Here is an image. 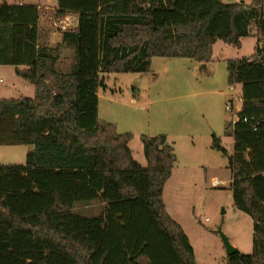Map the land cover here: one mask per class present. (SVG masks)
<instances>
[{"label": "trees", "instance_id": "1", "mask_svg": "<svg viewBox=\"0 0 264 264\" xmlns=\"http://www.w3.org/2000/svg\"><path fill=\"white\" fill-rule=\"evenodd\" d=\"M40 15L0 2V64L34 86L33 97L0 98V145H33L24 163H0V264H198L163 201L173 144L141 135L142 166L131 133L98 118L97 92L104 73L147 72L153 56L206 63L217 40L252 35L255 53L226 61L228 83L242 85L232 152L216 136L211 146L227 157L235 209L252 219L251 252L226 263L264 264V0H57L54 19L77 18L58 29L73 51L66 71ZM92 202L96 214L74 209Z\"/></svg>", "mask_w": 264, "mask_h": 264}, {"label": "rangeland", "instance_id": "2", "mask_svg": "<svg viewBox=\"0 0 264 264\" xmlns=\"http://www.w3.org/2000/svg\"><path fill=\"white\" fill-rule=\"evenodd\" d=\"M53 19L52 11L42 10L41 28L58 31ZM217 43L224 49L216 44L206 63L180 56H153L147 72L104 73L105 85L98 88V118L112 123L119 133H131L129 147L135 160L146 165L141 135L165 134L175 146L177 163L164 184V198L186 228L198 264H227L218 230L241 253L252 250V219L235 209L227 157L211 146L216 136L232 151V121L240 104V84L228 83L224 58L251 54L252 41L244 42L241 50L221 40ZM63 57L68 65L71 51H64ZM13 68L0 64V98L27 94V81ZM23 147L0 145V163H24ZM100 207L92 202L77 204L74 209L96 214Z\"/></svg>", "mask_w": 264, "mask_h": 264}, {"label": "crops", "instance_id": "3", "mask_svg": "<svg viewBox=\"0 0 264 264\" xmlns=\"http://www.w3.org/2000/svg\"><path fill=\"white\" fill-rule=\"evenodd\" d=\"M0 2H7L9 4H16V3L17 4H30V5L37 6L38 9H39V11L41 12V15H40V18H39V26L40 27H42L41 26V23H40V20H41V17H42V10L45 9V10H48V11H52L53 12L56 9V7H57V0H0ZM50 19H52V17H50ZM53 20H54V24L57 27V29H63V28H67V27H74L76 25V23H77V18L75 16H70V15L65 16L63 19H59V18L56 19L55 18ZM247 40H251L252 41V49L253 50H251L252 51L251 54L246 55V56L244 55V56H242V58L243 57H250V56H252L255 53L256 37L253 36V35L252 36L242 37L240 39L239 50L242 49V46H243L244 42H246ZM217 42H218V40L214 43V45L212 47V53H213L214 47L217 48L216 44L218 45V48L220 50H223L224 49V47H222L221 45H219V43H217ZM48 43H49V46H55V45H58L59 44V46L57 48V50H58V62L56 64V67H57V69H60L62 71H66L69 68V66L71 65L72 58H71V61L68 63V65H65L64 62H65L66 59L64 60L63 54H64V51H67V50H70L71 53H73L71 47H69V46H67L65 44H60L61 43V33H60L59 30L58 31H50V32L48 31ZM212 56H213V54H212ZM228 59H240V58L239 57L238 58H236V57H228V58L225 57L224 58V60H226V61ZM19 67H21V66H19ZM15 68L16 67L14 66V68H13L14 69V72H15ZM16 80H18V78ZM27 83H26V85H24V89H26V93L27 94L24 95V94H22V92H19L20 94H19V96H17V98L20 97V96H26V97H33L34 96V86L32 84H30V83H28L29 85H27ZM241 89H242V85L240 84L239 99H240V96H241ZM97 94H98V92H97ZM241 105H242V102H241V99H240V104L235 109V118H234L233 121H235L237 119L236 113L241 109ZM232 138H233V136H232ZM17 145H21V146L23 145L24 146L23 147L24 149H22V153H25V154H27L28 151H30V150L33 149V145H31V144H17ZM17 145H13V146H17ZM130 150H131V148H130ZM174 151H175V146H174ZM228 152L231 153L232 151H229L228 150ZM175 154H176V151H175ZM137 161L142 165V163L140 162V160H137ZM176 163H177V158H176V162L173 165L172 170H171V175L172 176H173V169H174ZM171 175H170V178H168V179H171ZM165 183H167V181ZM229 188H230V179H229ZM164 191H165V185H164V189H163V201H164L165 208H166L167 212L170 214V216L176 222H178L182 226V228H183L184 232L186 233V235H187L190 243L192 244V242L190 240V237L187 234V230L184 227L182 221L178 218V216H176V214L166 204L165 198H164ZM193 250H194V256H195V249L193 248Z\"/></svg>", "mask_w": 264, "mask_h": 264}, {"label": "water", "instance_id": "4", "mask_svg": "<svg viewBox=\"0 0 264 264\" xmlns=\"http://www.w3.org/2000/svg\"><path fill=\"white\" fill-rule=\"evenodd\" d=\"M202 66H205V64H203ZM218 232L221 235V239H222L223 245L225 247L226 254L230 255V254L234 253L236 248L229 242L227 236L224 233H222L220 230H218Z\"/></svg>", "mask_w": 264, "mask_h": 264}, {"label": "built area", "instance_id": "5", "mask_svg": "<svg viewBox=\"0 0 264 264\" xmlns=\"http://www.w3.org/2000/svg\"><path fill=\"white\" fill-rule=\"evenodd\" d=\"M258 46H259L260 48L264 47V40H261V41L259 42ZM205 220H207V218H205Z\"/></svg>", "mask_w": 264, "mask_h": 264}]
</instances>
